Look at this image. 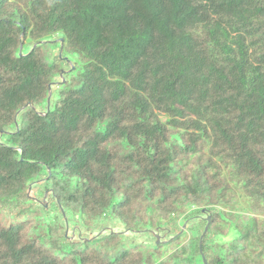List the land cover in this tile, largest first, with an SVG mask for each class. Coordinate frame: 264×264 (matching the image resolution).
Returning <instances> with one entry per match:
<instances>
[{"label":"trees","instance_id":"1","mask_svg":"<svg viewBox=\"0 0 264 264\" xmlns=\"http://www.w3.org/2000/svg\"><path fill=\"white\" fill-rule=\"evenodd\" d=\"M201 244L264 264V0H0V264Z\"/></svg>","mask_w":264,"mask_h":264},{"label":"rangeland","instance_id":"2","mask_svg":"<svg viewBox=\"0 0 264 264\" xmlns=\"http://www.w3.org/2000/svg\"><path fill=\"white\" fill-rule=\"evenodd\" d=\"M234 197H235V202L232 205V209L233 210H241V209L246 208V206H245V198L240 192L235 191V196ZM115 224L116 225H112L111 228H114L116 233H120V232H124L125 231V230H123L124 227L121 224H118V223H115ZM75 231H77V229H75ZM122 237L125 238V235H122ZM187 238L184 237L182 239V241H185ZM146 239H144V240L147 241Z\"/></svg>","mask_w":264,"mask_h":264},{"label":"water","instance_id":"3","mask_svg":"<svg viewBox=\"0 0 264 264\" xmlns=\"http://www.w3.org/2000/svg\"><path fill=\"white\" fill-rule=\"evenodd\" d=\"M207 220H208V222H210V218H209V217L207 218ZM184 228H185V227H184ZM207 230H208V228H206V230H205V232H204L202 238L205 236ZM200 252H201V254H202V259H203V261H204V264H208V263H207V260H206V257H205V255H204V253H203V247H202V244L200 245Z\"/></svg>","mask_w":264,"mask_h":264}]
</instances>
